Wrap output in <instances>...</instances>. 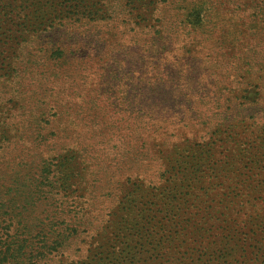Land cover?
<instances>
[{
    "label": "trees",
    "instance_id": "obj_1",
    "mask_svg": "<svg viewBox=\"0 0 264 264\" xmlns=\"http://www.w3.org/2000/svg\"><path fill=\"white\" fill-rule=\"evenodd\" d=\"M138 1L0 0V85L16 80V51L33 28L128 17L140 29L148 28L145 23L158 28L154 34L161 38L156 9ZM130 6L138 15L129 14ZM191 47L183 45L182 54L194 60L198 54ZM260 54L258 63L230 82L263 81ZM150 102L146 112L129 109L126 126H106L127 131L116 141L112 170H98L88 156L113 143L108 140L80 142L77 150L67 145L43 157L32 177L15 170L10 183H2L0 174V264H50L81 237L84 256L66 264H264V146L258 149L249 131L258 124L226 126L219 108L189 100L187 112L172 121L165 102ZM8 112L0 103V162L12 146ZM106 159L100 162L107 165ZM19 179L29 189L19 193ZM215 242L219 251L211 249Z\"/></svg>",
    "mask_w": 264,
    "mask_h": 264
},
{
    "label": "rangeland",
    "instance_id": "obj_2",
    "mask_svg": "<svg viewBox=\"0 0 264 264\" xmlns=\"http://www.w3.org/2000/svg\"><path fill=\"white\" fill-rule=\"evenodd\" d=\"M99 1L93 3L97 5ZM137 3L144 5V9H156L155 18H161V38L154 34L158 28L151 29L145 23L142 25L148 28L140 29L123 17L116 22L104 19L89 25L56 22L52 26H40L33 28L31 39L19 44L16 80L0 85V103L9 111L7 123L12 129V146L1 154L2 183H10L15 170L21 171L23 178L25 174L32 177L43 157L56 155L67 145L80 149V142H113L100 145L99 153L88 155L98 170H112L110 165L114 162L110 159L116 153V141L125 139L127 131L117 133L106 126H126L129 109L136 105L134 108L141 107L146 112L153 105L152 98L157 105L163 101L173 110V115L166 118L172 121H178L187 112L185 106L189 100L219 108L228 119L223 121L226 126L255 122L258 126L249 131L254 132L255 145L263 151L264 80L242 84L230 81L258 63L260 52H264V0H139ZM128 9L129 14L139 13L135 12L136 7ZM99 15L103 17L101 11ZM138 21L142 23L141 19ZM190 44V50L198 54L194 60L182 54V46ZM253 52L259 56L256 58ZM262 69L264 74V66ZM250 74L253 76L254 72ZM225 77L229 78L223 80ZM232 92L236 98L230 95ZM177 94L176 103L167 102ZM161 120V116L156 117L159 124ZM106 157L109 165L100 162L107 160ZM18 187L19 193L29 189L23 179H19ZM21 196L19 201L24 200ZM11 197L4 196L5 201ZM104 206L103 203L101 207ZM101 207L97 206V211ZM85 245L86 240L79 238L65 252H59L50 264L81 259ZM218 246L215 242L211 249L219 251Z\"/></svg>",
    "mask_w": 264,
    "mask_h": 264
}]
</instances>
